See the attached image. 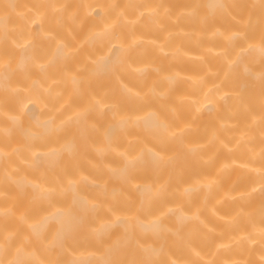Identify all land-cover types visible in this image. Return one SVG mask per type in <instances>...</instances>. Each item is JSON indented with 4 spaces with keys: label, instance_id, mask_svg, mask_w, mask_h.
<instances>
[{
    "label": "bare ground",
    "instance_id": "obj_1",
    "mask_svg": "<svg viewBox=\"0 0 264 264\" xmlns=\"http://www.w3.org/2000/svg\"><path fill=\"white\" fill-rule=\"evenodd\" d=\"M0 264H264V0H0Z\"/></svg>",
    "mask_w": 264,
    "mask_h": 264
}]
</instances>
